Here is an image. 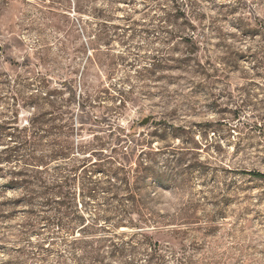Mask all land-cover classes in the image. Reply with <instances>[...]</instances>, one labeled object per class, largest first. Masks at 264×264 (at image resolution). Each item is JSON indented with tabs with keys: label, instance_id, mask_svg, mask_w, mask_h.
Wrapping results in <instances>:
<instances>
[{
	"label": "rangeland",
	"instance_id": "374dc122",
	"mask_svg": "<svg viewBox=\"0 0 264 264\" xmlns=\"http://www.w3.org/2000/svg\"><path fill=\"white\" fill-rule=\"evenodd\" d=\"M0 45V123L43 113L47 152L72 147L47 182L102 162L72 181L86 221L102 164L155 179L137 183L155 218L138 226L71 236L54 207L6 212L0 264H73L65 238L108 236L133 245L96 246L105 264H264V0H0Z\"/></svg>",
	"mask_w": 264,
	"mask_h": 264
},
{
	"label": "trees",
	"instance_id": "16d2710c",
	"mask_svg": "<svg viewBox=\"0 0 264 264\" xmlns=\"http://www.w3.org/2000/svg\"><path fill=\"white\" fill-rule=\"evenodd\" d=\"M43 115V113H38L29 122V126L24 127H19L13 120H3L0 123V177L2 180L6 179L5 182L0 180V218H6V212H11L12 215V212L20 206H32V208L51 206L58 213L54 224L60 228V231L67 230L71 236L74 235L72 231L78 225H80L81 233L85 235L93 233L92 231L97 228H112L109 226L118 228L127 222L132 226H138L139 220L134 218L135 214L139 215L143 222L155 221L146 202L141 199L143 186L137 184L145 182L149 177L154 179L151 167L141 163L139 169L131 171L113 162H111L113 166L106 167L102 164L100 167L108 176L107 186H101L97 180H93L94 185L86 188L83 183L82 196L95 197L99 189L105 191L106 194L104 208L100 212L93 213L95 217L86 221L83 211L78 208V204L76 205L77 197L72 181L80 180L81 182L82 179L91 178L87 176L91 166L102 162L82 160L79 168L70 169L65 174L62 172L56 182L50 185L44 176L47 161L71 160L73 153L71 146L61 145L59 142H55L54 148L47 152L43 133L45 123ZM4 143L7 146L2 148L1 145ZM77 169L80 171H76ZM65 170H68L67 167ZM253 174L264 178L262 172H253ZM8 190L20 191V194L7 197ZM101 217L105 219L104 223L99 222ZM141 235L144 236L142 233ZM67 239H64L65 242L73 246V264H105L104 251L96 246H101L106 241L112 244L108 246H113V250L107 251V254L115 251L122 252L124 249L120 250V246L133 245L124 240L115 242L109 236L98 239L74 237L69 241ZM145 243L149 244V242Z\"/></svg>",
	"mask_w": 264,
	"mask_h": 264
},
{
	"label": "water",
	"instance_id": "95a60500",
	"mask_svg": "<svg viewBox=\"0 0 264 264\" xmlns=\"http://www.w3.org/2000/svg\"><path fill=\"white\" fill-rule=\"evenodd\" d=\"M1 48V45H0ZM150 116H146L141 122H140V126H145L146 124H148L150 122Z\"/></svg>",
	"mask_w": 264,
	"mask_h": 264
}]
</instances>
